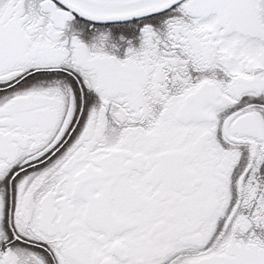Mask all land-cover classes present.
<instances>
[{"label": "snow or ice", "instance_id": "1", "mask_svg": "<svg viewBox=\"0 0 264 264\" xmlns=\"http://www.w3.org/2000/svg\"><path fill=\"white\" fill-rule=\"evenodd\" d=\"M0 264H264V0H0Z\"/></svg>", "mask_w": 264, "mask_h": 264}]
</instances>
